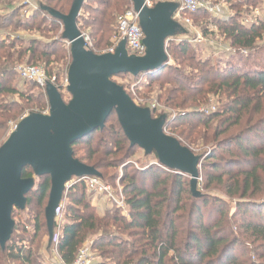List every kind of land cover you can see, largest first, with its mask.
I'll return each mask as SVG.
<instances>
[{
  "label": "trees",
  "instance_id": "trees-1",
  "mask_svg": "<svg viewBox=\"0 0 264 264\" xmlns=\"http://www.w3.org/2000/svg\"><path fill=\"white\" fill-rule=\"evenodd\" d=\"M19 1L0 0V146L10 123L48 110L44 89L32 82L16 84L17 66L41 67L62 96L71 61L61 22L44 8L67 15L73 0H35V10L26 16ZM261 1L230 0L235 14L228 21L205 12L189 16L205 38L228 43L235 52L229 58L202 57L201 45L177 41L178 34L166 46L174 66L169 62L137 77L118 75L146 79L135 88L145 101L139 107L153 100L162 106L163 111L151 110V117L164 116L165 134L199 157L198 183L205 194L193 197L187 176L159 166L145 171L123 166L138 148L130 147L112 112L102 130L71 149L104 184L118 179L106 170L123 166L119 181L128 215L116 209L98 214L79 182L64 192L62 223L54 222L48 242L44 210L50 179L36 178L24 208L12 211L14 228L0 248V264H48L42 249H54L61 264H72L87 243L92 264H264V18L250 10ZM130 8L131 0H84L76 26L89 36L94 53L113 44L117 18ZM211 26L215 32L208 31ZM207 49L209 55L215 52ZM211 99L215 110L199 112ZM21 177L33 178L32 170L23 169Z\"/></svg>",
  "mask_w": 264,
  "mask_h": 264
},
{
  "label": "water",
  "instance_id": "water-1",
  "mask_svg": "<svg viewBox=\"0 0 264 264\" xmlns=\"http://www.w3.org/2000/svg\"><path fill=\"white\" fill-rule=\"evenodd\" d=\"M145 0H131L143 33L145 54L128 55L121 40L113 53L96 54L86 49L76 21L84 0H73L67 15L44 8L62 24L61 39L69 46L70 64L66 72L65 102L58 89L48 83L46 114L25 116L0 146V248L9 241L14 222V209L22 210L26 195L36 178L47 176L50 190L44 217L48 242L53 239L55 214L72 178H98L92 167L73 157L71 146L95 130H102L106 120L115 112L130 147L145 155H154L157 165L166 171L189 178L190 193L198 197L199 157L165 134L164 116L153 119L148 108L137 106L124 88L112 79L118 75L137 77L162 69L169 64L166 41L184 30L172 20L176 5L159 3L153 8ZM30 168L33 178H22L23 169Z\"/></svg>",
  "mask_w": 264,
  "mask_h": 264
},
{
  "label": "built area",
  "instance_id": "built-area-1",
  "mask_svg": "<svg viewBox=\"0 0 264 264\" xmlns=\"http://www.w3.org/2000/svg\"><path fill=\"white\" fill-rule=\"evenodd\" d=\"M221 2L218 3L214 1L211 3L209 0H145L144 5L147 8H153L156 4L159 3H172L176 5V10L172 15V20L176 22L177 24H181L183 27H185V30L188 35V41L191 44H194L196 46H200L202 44L206 45L208 48L210 47L212 49V46L214 45V42H212L210 39H207L203 36V34L200 32L199 28L193 23L192 19L189 17L190 15L196 14L198 12H205L207 13L211 18H221V19H228L227 16H225L224 11V3L226 0H220ZM19 6L23 7L22 15H28L31 11L35 10L36 3L35 0H20ZM253 14L255 17L258 16V11L254 10ZM257 15V16H256ZM225 21V20H224ZM245 23L247 22L244 21ZM82 37L84 39V42L86 44V49L89 51H93L92 49V43L87 34L81 33ZM143 33L138 25V17L137 14L133 12L132 8H130L128 11H126L124 14L119 16L117 18V32L116 37L113 40V44L111 48L97 54H105V53H113L114 49L118 45V43L121 40H124L126 43V51L128 55L136 56V57H142L145 54V47L143 45ZM174 40V38H170L166 41V46L168 42ZM177 41H181V39H178ZM209 45V46H208ZM223 50L228 53L231 51V48L229 46H225ZM209 53V51H207ZM234 52V50H233ZM17 76L20 81L23 82H32L36 84L41 89H45L46 84L50 83L52 84L47 75L46 72L38 66H31V65H25L21 64L18 65L16 68ZM67 86V80L66 76L61 81V87L63 92H65V87ZM134 87H132L133 90ZM135 90L133 91V93ZM137 106H141L144 104L142 99L135 98L132 100ZM147 108V107H146ZM154 109V107H152ZM215 110L212 106H205L198 109L199 112L204 114L212 113ZM48 110H46L42 114H46ZM11 131L12 132L16 125L10 124ZM82 182L85 184V186L88 188L89 193H94L98 196H104L105 198L111 203L112 207H114L116 210H121L125 212V203L121 196V190L119 191V194H115L112 192L109 188V186H106L99 182L98 178H72L66 185H65V191L72 188L75 184ZM64 208L63 203L61 202L58 210L55 214V222L60 225L62 222L61 220V210ZM56 239V238H55ZM54 239V240H55ZM94 261V257L90 253V244H85L80 251L78 252V255L74 262L72 264H92Z\"/></svg>",
  "mask_w": 264,
  "mask_h": 264
},
{
  "label": "rangeland",
  "instance_id": "rangeland-1",
  "mask_svg": "<svg viewBox=\"0 0 264 264\" xmlns=\"http://www.w3.org/2000/svg\"><path fill=\"white\" fill-rule=\"evenodd\" d=\"M209 1L211 3H213L214 1H216L218 3L221 2L220 0H209ZM231 4L232 3H230V0H226V2L224 3V11H225V14H226L225 16H227V18H228L227 20L224 19L225 21H228L229 18L233 17L234 14H235V11L232 10L231 7H230ZM251 8L252 7H250V10H257L258 11V16L256 15L257 17L264 18V0H262L257 7H254L253 9H251ZM250 16H251V19H252L253 18L252 14ZM250 16L248 15V17H247V20H249V21H251V19H249ZM214 19H219L221 21H224L223 19L218 18V17H215ZM179 26L182 28L181 24H179ZM199 30H200V27H199ZM208 31L209 32H215V29L211 26V27H208ZM200 32L202 33L201 30H200ZM35 37H39L38 34H35ZM178 37H180V34L178 35ZM216 38L217 37H214L211 40L212 42H214V45L212 46V49H210V53H212V51H215L213 54H211V55L206 54V51L208 50L206 48V45H203V46L201 45L199 47L200 49L198 48L199 53L201 54L202 57H211L213 60H215L217 58H224V57L226 59V58H229L230 55L235 54V52H233L232 49H231V51L226 53L223 50V48L225 46H229L228 43H225L223 38L222 39H216ZM111 46L112 45L108 46V48H106L105 50L111 48ZM105 50H102L100 52H103ZM222 53H224V54H222ZM222 55H224V56H222ZM169 62H170V65H172V66H174L176 64V63H174V61L172 59H169ZM245 68H247V67H245ZM16 80H17L16 84L19 87H22V85L24 83L21 82L18 77L16 78ZM112 80L115 83H117L118 85H121L124 88V90L126 91L127 94L130 93V95L133 97V99H135L136 97L139 98L138 95L135 94V92L133 93L135 88L138 86L139 83L146 81V79H140L141 81H130L127 76L114 77ZM132 87H134L133 90H132ZM152 95L156 96V94H152ZM62 96H63L65 102L69 101V96L65 92L62 93ZM142 101H144V100L142 99ZM147 102L148 103H147L146 107L150 111L153 110L152 107L157 109L158 112L159 111H163L162 106L156 100L147 101ZM207 106H212V107L216 108V104L214 103L213 99L209 100V104ZM10 124H13V123H10ZM10 124H9L8 134L11 131ZM8 134H7V136H8ZM82 153L80 151L77 156L78 157H82V155H81ZM123 166H131V168L133 170H136V171H145L149 166H158V165H157V161H156L154 155H145L142 150L137 149V150L134 151L133 156L126 160V162H125V164ZM123 166H121V167H119L118 169H115V170L109 169V170H106L104 172V173L108 172L110 174H113L114 177L118 178V179H115V180L113 179L111 181V183H109V185L108 184H104L99 178H98V180H99L100 183H102V184H104L106 186H109L110 190L112 192H114L115 194H119V191L121 190V196H122V198L124 200V203H125L124 196L122 195V187H121L120 181H119V178H121V176H122V174L124 172ZM85 188H86V192H87V195H88V200L90 199V202H91L92 196L97 197V199L99 197V199L96 201V204H100V205H103L105 207H108V210L115 209L114 207H112L111 203L105 198V195L104 196H98V195H95L94 193H89L88 192V188L86 186H85ZM197 190H198L199 194H200V192H202L201 188L199 187V183L197 184ZM203 194H205V193H203ZM228 209H229V212H232L234 210V204L230 203V205L228 206ZM126 210L127 209H126V204H125V212L121 211V210H118V211H120V213L123 214V216H127L128 214H127ZM237 250H239V249H236V253H237ZM40 253H41V256L43 257V260L45 262H47L48 264H61L59 262L58 258H57V255H56V252H55L54 249L53 250L50 249V251L48 253L45 250L42 249L40 251Z\"/></svg>",
  "mask_w": 264,
  "mask_h": 264
},
{
  "label": "crops",
  "instance_id": "crops-1",
  "mask_svg": "<svg viewBox=\"0 0 264 264\" xmlns=\"http://www.w3.org/2000/svg\"><path fill=\"white\" fill-rule=\"evenodd\" d=\"M14 8H15V6H11V7H9L8 9H9L10 11H12ZM182 29L184 30V32H182L181 35H180V37H178V38H179V39H182V38H183V39H188V35H187L186 30H185V27L182 26ZM25 37L28 38L27 35H25ZM173 38H174V37H173ZM206 48H207V46H206ZM206 54H208L207 51H206ZM98 199H99V197H98ZM98 199H97V197L92 196V198H91V204L97 209L98 214L103 215L104 212H105L106 210H108V207H105V206L100 205V204H96V201H97Z\"/></svg>",
  "mask_w": 264,
  "mask_h": 264
}]
</instances>
